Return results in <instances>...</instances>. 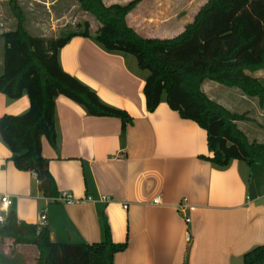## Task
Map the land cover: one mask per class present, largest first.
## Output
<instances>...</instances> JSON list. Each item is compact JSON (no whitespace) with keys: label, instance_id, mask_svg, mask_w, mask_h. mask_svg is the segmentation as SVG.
Listing matches in <instances>:
<instances>
[{"label":"crops","instance_id":"obj_1","mask_svg":"<svg viewBox=\"0 0 264 264\" xmlns=\"http://www.w3.org/2000/svg\"><path fill=\"white\" fill-rule=\"evenodd\" d=\"M193 16L187 19L160 0H141L126 21L144 37L170 38ZM58 61L103 102L125 110L132 122L122 133L118 118L92 116L63 95L55 98L57 143L53 147L43 137L41 154L57 191L69 192L76 202L43 197L34 173L17 169L0 139V196H10L19 220L46 226L53 242L95 243L102 239L104 216L112 240L126 242L113 264H242L245 252L264 244V179L254 178L259 163L233 159L214 166L206 131L181 118L164 94L148 112L142 92L146 72L130 54L106 51L92 36L74 35L58 50ZM263 71L253 75L264 86ZM219 85L205 81L201 89L228 110L245 114L237 126L254 135L249 140L264 142L257 135L264 136V122L251 116L264 118V105ZM28 106L26 93L8 99L0 92V116L21 114ZM101 196L109 200L86 199ZM17 255L24 264H35L34 246L0 240V264H18Z\"/></svg>","mask_w":264,"mask_h":264},{"label":"trees","instance_id":"obj_2","mask_svg":"<svg viewBox=\"0 0 264 264\" xmlns=\"http://www.w3.org/2000/svg\"><path fill=\"white\" fill-rule=\"evenodd\" d=\"M92 16L98 27L91 35L88 22L82 29L55 37L32 35L18 0H7L15 26L0 34L3 41L0 92L8 99L27 94L28 109L18 115L0 116V139L11 152L13 165L35 175L37 190L47 199L59 195L41 154V139L57 143L55 98L63 95L92 116L118 118L124 133L132 118L120 108L103 102L77 78L64 71L58 50L74 35L92 36L106 51L130 54L146 72L142 92L145 109L152 112L162 95L181 118L206 131L208 159L225 167L235 159L248 165L264 163V142L249 140L236 121L245 114L228 110L209 98L201 84L211 81L239 90L264 105V86L253 74L264 69V0H206L183 30L170 38H150L127 24V15L141 0L106 5L103 0H72ZM207 158V157H206ZM102 239L95 243H57L49 229L19 220L10 209L0 224V240L32 245L35 264H113L126 242H114L104 216ZM242 264H264V244L242 256Z\"/></svg>","mask_w":264,"mask_h":264},{"label":"rangeland","instance_id":"obj_3","mask_svg":"<svg viewBox=\"0 0 264 264\" xmlns=\"http://www.w3.org/2000/svg\"><path fill=\"white\" fill-rule=\"evenodd\" d=\"M128 1L129 0H107V2H116L120 4H124ZM160 1L167 5L170 4L171 7H175L179 14L186 13V18L191 19V17L197 12L199 7L206 0ZM18 2L26 15L25 26L28 32L33 35H36V33H41L45 37L50 38L71 31H79L82 29V24L85 21L89 24V31H92L96 25L98 26L97 21L92 16L79 9L77 3L72 0H58L55 3H51L53 0H18ZM62 11L63 14H61ZM14 26L15 19L10 12L7 0H0V34L4 31L12 29ZM2 51L3 41L0 37V55H2ZM0 71H2V66H0ZM219 86H221V88H223L225 91L231 92L234 90V88L226 87L224 85ZM251 116L252 119L256 121V123L264 122L263 117H258L253 113ZM257 135L260 137L262 136V139L264 140L263 134ZM246 136H248L247 138L254 137V135L249 134H246ZM256 166L258 167L255 168L258 169L255 171L254 178L256 181H261L264 179V170L261 169L264 168V163H259V165ZM261 191H264V184L261 186ZM14 260H16L18 264H24V261L21 257H19V255H17Z\"/></svg>","mask_w":264,"mask_h":264},{"label":"built area","instance_id":"obj_4","mask_svg":"<svg viewBox=\"0 0 264 264\" xmlns=\"http://www.w3.org/2000/svg\"><path fill=\"white\" fill-rule=\"evenodd\" d=\"M86 199L89 201L100 200V201H104V202H107L109 200V198L107 196H101L99 199H93L91 197H86ZM55 200H59L62 202H76V201H78V199H75L69 192H66V191L59 193V195L57 196V198H55ZM157 200H158V198L156 197V198H154L153 201H157ZM11 205H12V200H11L10 196L7 194H2L0 196V224H3L6 221V218H7L8 212L11 208ZM124 207H126V205ZM40 220L42 221V223L45 220V216L43 214L40 215ZM185 221L186 222L189 221L188 216L185 217ZM188 236L189 235L187 234V238H189Z\"/></svg>","mask_w":264,"mask_h":264}]
</instances>
